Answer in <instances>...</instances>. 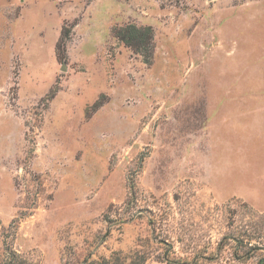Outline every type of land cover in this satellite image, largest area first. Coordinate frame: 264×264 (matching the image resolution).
<instances>
[{
  "label": "rangeland",
  "instance_id": "1",
  "mask_svg": "<svg viewBox=\"0 0 264 264\" xmlns=\"http://www.w3.org/2000/svg\"><path fill=\"white\" fill-rule=\"evenodd\" d=\"M129 23L153 28L151 63ZM256 215L264 0H0V258L238 264L203 253Z\"/></svg>",
  "mask_w": 264,
  "mask_h": 264
},
{
  "label": "trees",
  "instance_id": "2",
  "mask_svg": "<svg viewBox=\"0 0 264 264\" xmlns=\"http://www.w3.org/2000/svg\"><path fill=\"white\" fill-rule=\"evenodd\" d=\"M114 34L135 52L141 54L146 63H151L155 47L154 30L151 26H138L129 23L115 28ZM62 44L65 46L64 38ZM130 187L134 194L135 184L133 180L130 181ZM228 246L232 249V260L237 261L238 264H244L253 259L256 260L255 264H264V215L253 217L252 227L248 229L225 233L218 242L216 250L209 251L207 254L203 253V258L209 261H220ZM132 254L114 251L109 257L87 258L84 264H143L146 261L144 254L139 255L138 252L135 253V256H132ZM161 259L162 262L167 264H198L200 256H194L193 258L177 257L168 245ZM0 264L35 263L29 262L16 250L6 246L5 254L0 258Z\"/></svg>",
  "mask_w": 264,
  "mask_h": 264
},
{
  "label": "water",
  "instance_id": "3",
  "mask_svg": "<svg viewBox=\"0 0 264 264\" xmlns=\"http://www.w3.org/2000/svg\"><path fill=\"white\" fill-rule=\"evenodd\" d=\"M62 69L65 70V69H66V66L64 65V66L62 67Z\"/></svg>",
  "mask_w": 264,
  "mask_h": 264
}]
</instances>
